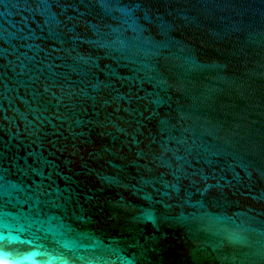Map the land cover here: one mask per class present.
<instances>
[{
  "label": "water",
  "instance_id": "water-1",
  "mask_svg": "<svg viewBox=\"0 0 264 264\" xmlns=\"http://www.w3.org/2000/svg\"><path fill=\"white\" fill-rule=\"evenodd\" d=\"M0 264H264V0H0Z\"/></svg>",
  "mask_w": 264,
  "mask_h": 264
}]
</instances>
